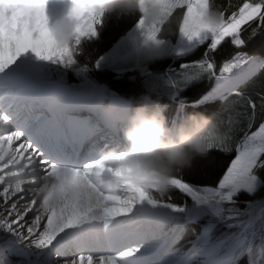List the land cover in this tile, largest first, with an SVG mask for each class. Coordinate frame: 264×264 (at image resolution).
I'll return each mask as SVG.
<instances>
[{"label": "rangeland", "instance_id": "rangeland-1", "mask_svg": "<svg viewBox=\"0 0 264 264\" xmlns=\"http://www.w3.org/2000/svg\"><path fill=\"white\" fill-rule=\"evenodd\" d=\"M45 1H43L45 13H42L41 16L36 18H32V16L26 14L24 19L17 16L10 7L0 8V77H5L9 71L17 73L16 71L24 68L41 78L42 74L38 66L40 67L42 65L37 60L39 52L47 53L50 47H53L55 50L66 47L65 40L67 39V35L73 39H77L80 34L89 35L94 32V18L100 14L101 4L88 0H78L77 3L72 0ZM176 1L177 0H140L138 3L141 11L140 18L125 35L120 37L110 49L101 55L97 60L96 67H107L106 69H111L116 75L115 78H119L124 73H127L129 78L141 77L140 79H142L144 77H149L148 79L150 80L152 75L150 70L146 69L147 66H144L145 62L153 58H166L168 56L170 57V61L169 65L164 69L166 74L165 78H168L167 75H169L171 77L168 79V81L171 80L169 84L172 82L173 86L178 87L179 80L188 81L194 73L193 70H189V65L187 63H180V59L187 55L189 49L192 51L194 45L197 43L198 45L207 44L208 48L216 49L226 37H230L235 46L240 45L239 32L241 27L252 19L259 18V15L253 18L250 17V19H248L249 17L246 15H239L237 17V13L227 18L226 21H228L230 25L226 27L224 24L220 25L224 19H209L206 8L204 7V1L198 2V0H194V2L198 4L197 7L189 11L188 16L182 21L181 29H179V37H184L187 33V37L185 38L186 41L183 43L178 42L175 45V43H172L170 40L158 39L156 34L166 16L176 6ZM187 1L188 0H183V3H187ZM248 11L250 16H252V11H256V9L254 10L253 7H250ZM193 13L196 14L195 19L190 17ZM240 21L242 24L237 28L238 22ZM188 31H190V33ZM46 36H49L48 38L53 36L50 39L51 42L46 41V39H48ZM189 64L193 68L204 65L200 63ZM194 70H197V75L200 73L199 69L195 68ZM202 71L201 69V72ZM80 76H82L79 77L81 82L87 81L83 75L80 74ZM46 81L61 86L62 90L57 93L67 91L87 94L82 101L93 97V103L98 106L100 101L106 96L104 91L97 86L90 85L91 83H86L90 90L77 92L74 89H69L71 88L70 85L68 86L69 88H67L62 83H57L52 80ZM189 84L191 83L187 85ZM57 93L50 95L53 96ZM111 95L112 94L109 93V98L112 97ZM113 99L117 98H111V100ZM123 119H125L124 116ZM151 129L158 131V137L160 136L159 142H163L164 137L160 134L161 130L157 123L154 122ZM166 133L169 143L180 137L174 128H169ZM1 139L3 140V137H0V242L2 241L0 243V251H2L4 255L0 259V262L1 264H10L9 258H11L15 264H51V258L55 256V253L61 254L60 251H63V249L65 250L68 243L59 236V222L55 220V216L52 215L49 209L50 196L47 195L49 187L48 182L44 180L49 172L46 171L42 174H40V172H35L39 176L27 175L15 181L7 180L10 176L22 173L26 167L24 163L17 167L14 164L17 160L3 161V153L6 150V146ZM256 141L257 140L253 139L252 133H247L241 139L236 147V155L230 161V164L227 166L216 186L200 190V194H202L203 197L197 201L193 210L190 209L187 211L185 209L187 221L205 220V214L211 217H219L224 210L222 201H224L223 203H229L239 195L248 194V196H251L260 190L263 184L261 185V179L253 173V168H255V166H260L264 158L262 159L257 150L258 145L255 143ZM244 143L248 144L244 145ZM113 157L115 163L112 164L110 168L115 175L114 182L117 184V188L122 191L118 195V201L122 202L123 205L125 204L123 206L122 215L135 213V216L132 218L128 217L129 220L127 219L131 222V230H133L131 232V237H136V240H144L146 243H144L143 246H145L146 249H150L152 242L151 240H146L149 234L146 227L141 224L134 228L137 224L134 222L137 210H139L141 203H145L144 199H146L147 196L144 194V198L137 199L135 197L136 193L142 190L138 189L139 186L137 189H131L125 186L126 182L122 178L123 176H128L133 187H137L136 183L140 185L144 180V170L139 164V152L127 154L118 152L113 154ZM35 158L33 157V160H35ZM37 167L38 166H31L28 171H34ZM28 181H37L35 189H30L28 191L31 197L29 201L33 200L32 202L35 204L36 201L39 200L40 202L37 207L41 208L40 213L42 212L43 214V224L36 233L32 232V227L26 229L21 228L19 222L22 220V217H25L26 213L24 209L22 212H19L16 206L21 196L20 193H17L16 189L20 184ZM175 185L179 187L180 191L181 189H185V186L180 182H175ZM137 200L141 202L139 205L136 204ZM151 203L157 204L154 202ZM46 206H48L47 211L45 210ZM230 206L232 207V205ZM166 209L161 213L157 212L155 214L157 216L154 215V217L159 221L170 219L172 213L169 208ZM227 210L230 211L231 209L227 208ZM242 214L245 217L243 220L238 221L230 218L231 220L226 221V224L236 225L239 223L244 227L251 228L250 231L252 232L247 239L240 237L239 234H232L228 240L235 243L230 242L224 248L225 251L221 253L219 251L220 247L218 248V246L221 241L227 239V237L221 239L220 235L214 234L211 235L210 238L208 230L211 225H207L203 234L204 236L202 238H197L191 247L195 249L193 254L187 255L186 257L203 256L201 264H217L220 262V264H228L233 257L243 254L245 248L248 247L252 240H258L260 238L258 242H263L264 201L260 198H256L253 203L248 204ZM33 220H35V217ZM17 242H20L21 246L18 245ZM198 242H206V244L199 249ZM157 243L160 242L158 241ZM239 244L244 247H241ZM222 245H224V243ZM166 246L167 242L155 244L153 249H163ZM8 249L14 251L15 254H10ZM162 255L164 256V253ZM157 261L161 260L159 259ZM152 264L157 263L154 262Z\"/></svg>", "mask_w": 264, "mask_h": 264}, {"label": "trees", "instance_id": "trees-1", "mask_svg": "<svg viewBox=\"0 0 264 264\" xmlns=\"http://www.w3.org/2000/svg\"><path fill=\"white\" fill-rule=\"evenodd\" d=\"M138 1L109 2L102 10L99 22L95 24V34L81 37L78 41L70 40L65 49H51L43 63V71L47 78L61 80L78 89L86 87V83L100 86L128 101L132 114L144 115L148 121L157 120L161 125L174 124L178 128L181 132L180 140H175L172 146L156 147L140 158L146 177L167 182L153 181L141 186L149 198L174 210L172 225L181 226L178 240L190 244L200 233L203 221L184 224L183 209L191 208L197 199L203 197L200 190L216 186L235 156L236 146L253 115L249 102H252L255 112L261 113L264 110V65L257 75L247 81L249 89L244 93V97L230 94L223 100L214 99L200 103L197 102L209 88V80L198 81L185 88H176L177 91L172 96V82L169 84L171 80L168 81L171 77L167 75L168 78H165L164 72L169 65V57L145 62L144 66H147L146 69H149L152 75L150 80L149 77L129 78L127 73L115 78L112 70L106 69L107 67L97 68L96 63L140 16ZM245 2L259 3L262 10L259 18L252 19L241 27V45L235 46L229 37L216 49L201 44L192 53L181 58L180 63L207 60L213 69L217 70L225 60L238 52L264 58V0H208V14L213 18L222 15L226 19L230 14H236ZM184 12V5L175 7L160 27L157 38L174 41ZM80 74L87 81L81 82ZM194 77L195 73L187 82L192 81ZM242 88L243 86H240L238 89ZM258 124L252 122L250 130H254ZM256 174L263 181L256 194H242L229 203L222 201L224 210L220 215L221 221L216 222L212 230L215 235L224 237L230 230H241L239 223L231 226L224 222L231 219L243 220L245 217L242 212L248 204L253 203L256 198L264 201V161L257 168ZM173 180L187 184V194L181 193L168 183ZM227 208L231 210L228 211ZM262 255L260 246H253L252 264H264ZM11 263L15 264L12 259ZM235 264L246 263L239 260Z\"/></svg>", "mask_w": 264, "mask_h": 264}, {"label": "bare ground", "instance_id": "bare-ground-1", "mask_svg": "<svg viewBox=\"0 0 264 264\" xmlns=\"http://www.w3.org/2000/svg\"><path fill=\"white\" fill-rule=\"evenodd\" d=\"M43 1L45 0H0V8L10 7L17 16L24 19L26 14L36 18L45 13ZM202 62L211 71H215L211 63H206L205 61L195 63ZM16 72L9 71L7 75L5 74V77H0V99H12L14 102H24L25 104L37 101V103L54 107L60 102L71 105L73 101H82L87 96V94L67 91L57 93L62 89L56 83L41 81L35 74L25 69H20ZM213 72H211L212 75H214ZM55 93L57 94L50 95ZM118 99L111 100L109 107L104 113L107 116L115 117L121 122H125L123 121V116L125 117L129 114L128 103L126 101V103L123 102V99H120L123 101ZM0 103L2 105V102ZM13 113L14 111L6 113L0 106V137H3V140H1L6 146V150L3 153V161L17 160L14 163L17 167L24 163L26 168L22 173L10 176L7 180L15 181L27 175L39 176L35 172H40V174L46 171L49 172L44 179L48 182L49 187L47 194L50 196L49 209L52 215L55 216V220L59 222V236L68 243L66 249L60 251L61 254L55 253V256L51 258V264H124V260L118 256L117 252L119 250L116 249L124 239L127 240L125 244L129 246L128 253L132 255L129 258L130 261L139 258L143 261L140 264H152L160 259V264H175L173 262L175 258L171 256L168 258L162 255L164 253L163 249L155 251L151 247L145 250L141 248L142 242L128 239L132 229L128 217L132 218L135 213L122 215L125 204L123 205L122 202L118 201V195L122 191L117 188V184L114 182L115 175L110 168L115 163L111 151H107L104 158H97L91 161L84 160L81 166L74 168L63 166L55 160H44V157L39 154L41 152L38 148L39 145L35 144L34 139L31 137L32 135L26 131L20 132L24 125L31 124L33 126V121L42 120V116H37V119L31 116L21 120H14L16 113ZM168 125L166 123L163 126L167 129ZM121 152L129 153L124 150ZM37 154L38 157L35 158ZM33 157L35 160H33ZM31 166L38 167L34 171H28ZM122 178L126 182L125 186L131 189L134 188L128 176H123ZM36 186L37 181H28L20 184L16 189L17 193L21 194L16 205L18 211L22 212L24 209L26 213L25 217H22L19 222L21 228L32 227V232L34 233L39 231L43 224V214L42 212L40 213L41 208L37 207L40 201H36L35 204H33V200L29 201L31 197L28 191L35 189ZM143 195L144 193L141 191L137 192L135 197L137 199L144 198ZM144 201V204L138 200L136 201V204L141 203L137 214L140 212L150 216L154 221L158 220L154 215L157 212H163L165 208L151 203L147 198ZM47 209L48 206L45 207L46 211ZM34 217L35 220H33ZM140 224L141 222H138L134 228ZM158 241L162 242L161 239ZM17 244L21 246L20 242H17ZM136 247L137 249L140 247L137 255L133 249ZM8 252L15 254L11 249H8Z\"/></svg>", "mask_w": 264, "mask_h": 264}, {"label": "crops", "instance_id": "crops-1", "mask_svg": "<svg viewBox=\"0 0 264 264\" xmlns=\"http://www.w3.org/2000/svg\"><path fill=\"white\" fill-rule=\"evenodd\" d=\"M191 2L193 3V0H191ZM198 2H203V0H198ZM192 6L193 8L197 7L196 3H193ZM250 7L251 8L253 7L254 10L256 9V11H252L253 12L252 16H250V13L248 11V8ZM261 9L262 7L259 3L252 4L251 2H245L241 6V8L238 10L237 12L238 14L237 13L236 14H237V17L239 15L241 16L246 15L247 17H249L248 19H250V17L253 18L256 15H259L261 12ZM238 23L239 24L237 28L240 26V24H242L241 21ZM223 24L226 27L230 25L228 21H225V23L222 22L220 25H223ZM200 64H204V65L194 67L196 69H199L200 73H198V75L197 74L195 75L196 77L193 78V81H197L201 79V80H209L210 82H212V86L210 90L205 93L204 97L213 98L215 96H221L224 93L235 90L236 87L240 83L248 80L253 75L254 76L257 75L259 72V69L264 65V60L260 57H248L247 55L243 53H239L233 56L227 62H225L221 70L218 72L219 76H215V73L211 71L205 63L202 62ZM200 64H197V65H200ZM201 69L203 70L202 72H201ZM211 72H213L214 75H212ZM248 86L249 85H246V87H244L243 90H241L240 95L242 97H244V93L249 89ZM249 105L251 107V111L253 115H252V118L248 125L247 130L251 127L252 122L253 123L258 122L259 124L257 128H255L251 132L245 130L243 133H252L253 139L257 140L255 143H257L258 145L257 150L261 155L264 150V110L261 113L255 112L252 102H249ZM246 144L248 143H244V145Z\"/></svg>", "mask_w": 264, "mask_h": 264}]
</instances>
